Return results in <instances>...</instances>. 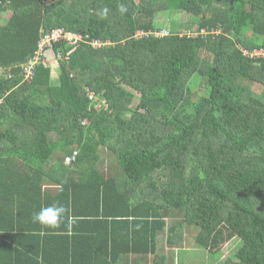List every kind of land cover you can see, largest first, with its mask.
Returning <instances> with one entry per match:
<instances>
[{
  "label": "trees",
  "instance_id": "trees-1",
  "mask_svg": "<svg viewBox=\"0 0 264 264\" xmlns=\"http://www.w3.org/2000/svg\"><path fill=\"white\" fill-rule=\"evenodd\" d=\"M59 29L83 39L26 80ZM259 49L264 0H0V264H176L226 236L224 264H264Z\"/></svg>",
  "mask_w": 264,
  "mask_h": 264
},
{
  "label": "rangeland",
  "instance_id": "rangeland-1",
  "mask_svg": "<svg viewBox=\"0 0 264 264\" xmlns=\"http://www.w3.org/2000/svg\"><path fill=\"white\" fill-rule=\"evenodd\" d=\"M137 1H140V0H137ZM164 18H166L167 20H165V19L163 20L161 18V21H159V24H163L162 21H166L164 23L165 26H167V24L170 22L177 23L180 26H184L186 23H188L191 20V18L186 17L185 15H182V14H173L170 18L165 17V16H164ZM166 29L169 30L168 27H166ZM182 30H184V29H182ZM43 58H44V60L42 62H44V64H46L48 67L52 66L54 69V75H55V77H57L58 76V65L57 64H58V60H60V58L56 57V54L52 48L49 49L47 52H45ZM255 89L257 91H261V87H259V86H257ZM95 101L97 103H99L98 100L95 99ZM135 107H136V104L133 105V108H135ZM193 189H194V187H193ZM226 238H227L226 241H224V239H220L219 241H217L214 244L211 251H209V252L198 248L195 245V242L193 240H191V244L186 246V250L188 252L184 253L185 254L184 256L182 255V251L181 252L176 251V256L178 257L176 264H224V262L228 258L234 257V255L238 249V246H239V241L237 239L232 238L230 240V239H228V236H226ZM187 254H189V255H187ZM211 254H214L217 257L214 258V257H212ZM181 255L183 256L182 261L179 260L180 259L179 256L181 257Z\"/></svg>",
  "mask_w": 264,
  "mask_h": 264
},
{
  "label": "built area",
  "instance_id": "built-area-1",
  "mask_svg": "<svg viewBox=\"0 0 264 264\" xmlns=\"http://www.w3.org/2000/svg\"><path fill=\"white\" fill-rule=\"evenodd\" d=\"M205 33V32H204ZM162 35H168L167 31H163L160 33ZM83 38L81 35L79 36H70L67 35L63 30H55L50 34L45 35L41 42L39 43V50L36 53V56L29 61V63L24 66L23 70L26 75L25 79L30 80L34 74L35 67L41 63L44 58L45 52H47L49 49L52 48L53 44L56 42H63L66 41L70 43L73 46H76L79 41H81ZM94 46H101V44L97 42L92 43ZM246 55H249L251 57H261L264 58V49L255 50L252 53L245 52ZM57 58H61L60 56ZM77 153L75 152L71 157L67 159V164H71L73 161H75Z\"/></svg>",
  "mask_w": 264,
  "mask_h": 264
},
{
  "label": "clouds",
  "instance_id": "clouds-1",
  "mask_svg": "<svg viewBox=\"0 0 264 264\" xmlns=\"http://www.w3.org/2000/svg\"><path fill=\"white\" fill-rule=\"evenodd\" d=\"M119 11L123 14L127 12V6L120 4ZM109 9L104 8L101 12L102 18H107ZM70 209L59 201L54 202L52 205L42 207L38 212L33 214V222L38 223L44 227H59L64 222L66 216H69Z\"/></svg>",
  "mask_w": 264,
  "mask_h": 264
},
{
  "label": "crops",
  "instance_id": "crops-1",
  "mask_svg": "<svg viewBox=\"0 0 264 264\" xmlns=\"http://www.w3.org/2000/svg\"><path fill=\"white\" fill-rule=\"evenodd\" d=\"M177 252H181V251H179V249L178 250H176ZM182 252H184V253H186V252H188L186 249L185 250H183ZM183 256L185 255V254H182ZM187 255H189V254H187Z\"/></svg>",
  "mask_w": 264,
  "mask_h": 264
}]
</instances>
